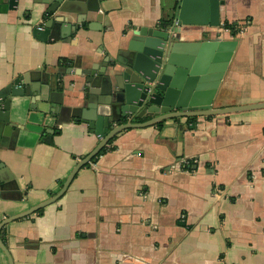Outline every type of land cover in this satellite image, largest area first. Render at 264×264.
Returning <instances> with one entry per match:
<instances>
[{
	"label": "crops",
	"instance_id": "crops-1",
	"mask_svg": "<svg viewBox=\"0 0 264 264\" xmlns=\"http://www.w3.org/2000/svg\"><path fill=\"white\" fill-rule=\"evenodd\" d=\"M218 1L216 27L186 25L181 37L211 30L237 39L214 106L264 101V0ZM50 2L0 0V90L20 74L49 80L38 99L12 96L13 126H0V161L23 191L0 197V221L58 191L101 139L70 119L82 105L80 66L118 57L134 28L161 26L174 4L97 0L67 40L42 39L33 28L51 16ZM160 121L118 131L113 149L78 168L41 213L2 225L12 264H264V107ZM0 264H8L1 248Z\"/></svg>",
	"mask_w": 264,
	"mask_h": 264
},
{
	"label": "water",
	"instance_id": "water-1",
	"mask_svg": "<svg viewBox=\"0 0 264 264\" xmlns=\"http://www.w3.org/2000/svg\"><path fill=\"white\" fill-rule=\"evenodd\" d=\"M8 2L9 6H13L17 0ZM218 5V0H174L171 20L163 22L161 26L134 28L126 48L119 52L118 57L105 58L97 68L80 66L76 74L82 79V105L80 111L77 109L70 119L86 122L101 139L72 167L58 191L19 213L5 217L0 221V228L12 219L31 214L57 200L78 168L122 129L145 126L171 117L206 116L264 107V101L213 105L218 86L236 46L235 37L216 38L211 30L202 32L197 39L181 37V30L186 25L216 27L219 23ZM98 9L97 0H51L46 10L51 16L42 24L35 25L34 33L42 39H66L78 27L81 21L79 14L86 16L90 11ZM71 13L77 15L74 22L68 17ZM65 24L68 25L66 28ZM72 70L73 67L58 69L59 72ZM33 73L36 76H31V80L35 83L27 80V74H20L0 90V126H13L9 120L12 96L26 93L37 96V99L40 97L41 84L48 83L49 80H44L40 71ZM144 115L151 117L141 122L131 121L133 116ZM126 116H129L128 121L110 125V121L117 122ZM46 132L51 134L53 130L48 128ZM22 194L15 177L0 161V197L19 200ZM0 248L5 253L8 264H12L10 253L1 238Z\"/></svg>",
	"mask_w": 264,
	"mask_h": 264
},
{
	"label": "trees",
	"instance_id": "trees-1",
	"mask_svg": "<svg viewBox=\"0 0 264 264\" xmlns=\"http://www.w3.org/2000/svg\"><path fill=\"white\" fill-rule=\"evenodd\" d=\"M223 27L224 28H227L228 30H229V32L231 33V34H236V32L239 30V28L238 27H236L235 26V23H229V22H227V21H224L223 22ZM63 61H61V64L62 65H70V63H71V61L68 59V60H66V59H62ZM66 60V61H65ZM146 118L147 117H145V116H141V117H136V116H133L132 118H131V121L132 122H141V121H144V120H146ZM189 121H194V119H195V116H187L186 117ZM126 121H128V119L127 118H125V117H122V118H120L119 119V121H117L116 123H124V122H126ZM110 125H113V124H110ZM156 125L158 126V127H160L161 125H162V122L161 121H158L157 123H156ZM116 135L117 134H114V135H112L108 140H107V142L98 150V152L94 155V156H92V158L89 160V161H94L100 154H102V153H104L106 150H109V149H113V147H114V145L112 144V142H113V140L116 138ZM89 164V162H86L84 165H88ZM41 211H42V208H39V209H37L35 212L36 213H41Z\"/></svg>",
	"mask_w": 264,
	"mask_h": 264
},
{
	"label": "built area",
	"instance_id": "built-area-1",
	"mask_svg": "<svg viewBox=\"0 0 264 264\" xmlns=\"http://www.w3.org/2000/svg\"><path fill=\"white\" fill-rule=\"evenodd\" d=\"M99 135V134H98ZM99 137H101L100 135H99Z\"/></svg>",
	"mask_w": 264,
	"mask_h": 264
}]
</instances>
